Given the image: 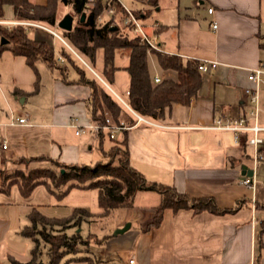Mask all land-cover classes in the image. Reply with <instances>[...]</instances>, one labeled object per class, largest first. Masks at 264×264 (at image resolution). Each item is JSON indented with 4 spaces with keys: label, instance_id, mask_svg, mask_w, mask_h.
Returning a JSON list of instances; mask_svg holds the SVG:
<instances>
[{
    "label": "crops",
    "instance_id": "obj_1",
    "mask_svg": "<svg viewBox=\"0 0 264 264\" xmlns=\"http://www.w3.org/2000/svg\"><path fill=\"white\" fill-rule=\"evenodd\" d=\"M123 2L139 14L149 32L157 34L165 52L179 55L184 62L195 59L216 65L201 71L200 87L188 104H173L164 118L155 120L168 127L141 122L127 130L116 131L114 137L126 138L129 164L147 180L173 186L188 197H212L221 209L234 206L236 209L215 214L207 210L165 208L160 223L154 226L151 222L160 195L155 191H137L132 207L115 209L121 217L113 227L129 222V228L118 234L102 232L105 238L101 248L99 251L90 249L89 261L68 264H128L130 258L135 264H264V230L260 231L264 218V165L259 164L253 171V147L246 142L251 132L236 140L232 131L206 128L217 116L248 112L244 89L253 87V82L248 80L247 74L264 62V0ZM208 8L212 11L208 12ZM153 15L159 19L147 21ZM14 19L18 17L4 18ZM155 21L158 27L153 28ZM30 28L34 27L27 30L35 39L48 43L50 39L57 40L60 47L54 51L55 61L58 55H62L64 61L57 62L54 68L41 61L52 76L49 95L44 101L39 100L38 109L29 113L18 106L12 107L18 113H25L28 123L0 127V142L6 141L5 149L0 146V166L22 167L19 159L41 156L66 164H81L87 147L92 145L83 134L76 135L68 123L72 117H77L81 123L92 121L94 88L98 91L102 83L112 93L126 99L129 86L126 65L114 64L116 70L107 83L102 77L101 48L96 49L93 64L89 65L49 31ZM52 29L62 37L60 30ZM65 48L89 72L77 63L67 62L60 52ZM116 51L129 56L126 48ZM24 62L29 66L25 58ZM148 67L152 78L155 75L176 77L173 71L161 70L153 54H148ZM29 68L34 72L32 83H35V71ZM119 70L127 73L123 93L116 89L115 75ZM15 88L10 94L23 104L27 101V91ZM31 93L40 96L39 85ZM6 103L8 100H4V107L0 108L2 120L7 117ZM259 107L258 123L264 126V86L259 91ZM129 111L120 115L121 121L127 124L135 121ZM259 135L264 147V130ZM96 139L98 141V137ZM41 162H30V167L39 166ZM244 176L253 177L254 188L242 183ZM65 195L51 194L42 185L36 186L28 197L22 196L15 185L8 194L0 193V264H11V257L22 262L28 260L32 241L20 234L21 228L28 224L27 213L33 206L47 217L68 216L72 208L62 203ZM26 253L29 255L23 256L24 259L18 258Z\"/></svg>",
    "mask_w": 264,
    "mask_h": 264
},
{
    "label": "trees",
    "instance_id": "obj_2",
    "mask_svg": "<svg viewBox=\"0 0 264 264\" xmlns=\"http://www.w3.org/2000/svg\"><path fill=\"white\" fill-rule=\"evenodd\" d=\"M85 1L45 0L44 4H38L33 0H0V19H3V6L10 5L13 14L19 19L42 23L60 30L62 37L91 62L94 60L96 49L101 48L102 74L107 83L116 70L114 66L116 50L128 49V64L125 69L129 74V86L124 100L133 111L151 120L164 118L173 104L186 105L196 96L202 77L201 71L197 68L198 60L190 59L184 62L177 54L167 53L163 49H149L146 44L138 41L127 26L121 24V7L116 6L114 15L99 21L97 15L103 10V3L96 1L89 8H85ZM59 4L71 5L72 13H63L62 9L58 8ZM82 13L85 14L83 20H81ZM66 14L72 17V26L69 30L58 26V22ZM136 15L139 16L138 13ZM114 26L116 28H113ZM27 29L28 27L23 25L6 27L0 23V52L7 49L13 55L25 58L26 63L35 71L34 89H36L39 81L36 62L43 61L50 68H54L57 62L52 44L31 37ZM2 38L6 42L1 43ZM65 49L60 52L67 62L75 64V59ZM148 54L155 56L161 70L173 71L176 77H163L158 82H154L149 72ZM92 87L94 88V85ZM95 89L91 108L92 120L103 122L108 114L115 123H120L121 113L129 109L103 83L101 89L98 91ZM105 137H108L111 144L103 150L102 143ZM98 144L106 158L104 161H97L94 164H66L48 158L54 166L52 169L25 171L16 168L2 175L0 193L8 194L13 185L17 186L24 197H28L38 185L44 186L49 193L58 196H64L73 187L95 189L99 209L97 215H93L85 207H74L68 216L57 218L47 217L32 206L27 213L28 224L20 230L22 236L32 241L30 257L23 262L11 257V264H39L42 261L40 258L42 248L47 257V264H60L66 254L71 256L62 264H68L70 261H89L90 251L87 253L82 248L85 236L88 234L97 236L101 242L95 244H101L105 237L92 232L83 236L80 233V226L89 222L92 217L105 219L115 209L132 207L137 191H155L160 195L151 222L154 226L160 223L165 208L173 211L207 210L215 214L232 212L236 209V206L221 209L212 197H188L173 186L147 180L141 172L129 164L125 137L117 140L115 137H109L105 131H100ZM116 150H120V154ZM116 154H119L117 160L114 159ZM27 160L19 159L18 163H25ZM263 230L264 218L260 227V231Z\"/></svg>",
    "mask_w": 264,
    "mask_h": 264
},
{
    "label": "built area",
    "instance_id": "obj_3",
    "mask_svg": "<svg viewBox=\"0 0 264 264\" xmlns=\"http://www.w3.org/2000/svg\"><path fill=\"white\" fill-rule=\"evenodd\" d=\"M100 1L103 3V10L97 15V20L103 21L104 17H111L116 13V6L122 9V19L121 24L129 28L133 35H135L140 43H144L149 49H162L160 43L158 42V36L155 32H149L146 25L143 23L140 16L136 15L134 10L126 6L123 0H86L84 3L85 8H89L94 2ZM212 8H208V12H211ZM0 23L6 25V27H11L13 25H23L25 27H37L49 31L54 36L62 40L66 47L73 52L80 60L82 58L62 39L61 35L57 33L51 27L33 21H27L22 19L14 20H4L0 19ZM153 28L158 27V22L152 24ZM212 27L215 28L216 24L213 23ZM58 63L64 61L62 55H58L56 58ZM83 61V60H82ZM215 62H209L201 60L197 64V68L200 71H207L209 68L214 67ZM248 80L253 82V87H246L244 92L246 94L247 103L249 104L248 112L245 114H240L238 116L231 115H220L217 116L213 123L206 128L215 130H229L232 131L236 140L242 138L246 132H251V135L246 138V142L253 147V171L259 165H264V147L262 146L263 138L259 135V132L264 130V126L258 123V113H259V91L261 86H264V62H261L257 67L248 71ZM161 78L157 75L153 77L154 82H158ZM135 116V121L131 124L124 122L115 123L110 115L106 114L103 122L89 121L87 123L79 122L77 117H72L68 123L70 127L74 129L76 135L89 134L91 137L97 138L100 131H105L109 137H114L116 131L127 130L138 123H145L154 127H168L164 124L158 123L155 120H151L145 116H142L135 111H133L127 102L113 93ZM128 94V92H127ZM6 119L2 120V110L0 109V127L1 126H15L23 125L28 123L27 115L24 113H18L15 111L8 103H6ZM1 148H6V141L2 140L0 142ZM242 183L248 187H255V180L253 177L244 176ZM128 264H135V260L130 258Z\"/></svg>",
    "mask_w": 264,
    "mask_h": 264
},
{
    "label": "rangeland",
    "instance_id": "obj_4",
    "mask_svg": "<svg viewBox=\"0 0 264 264\" xmlns=\"http://www.w3.org/2000/svg\"><path fill=\"white\" fill-rule=\"evenodd\" d=\"M35 3L38 4H44L45 0H33ZM43 1V2H38ZM132 1V0H125V2ZM132 4V3H131ZM135 5V4H133ZM131 7V6H130ZM58 8H61L63 13H72V7L71 5L64 6L62 4L58 5ZM135 8V7H132ZM13 10L10 5H4L3 6V19H9L12 18ZM154 18H158L157 16L153 15L147 19V21H152ZM159 19V18H158ZM146 22V21H145ZM35 28V27H34ZM30 28V29H34ZM32 36V35H30ZM39 40V39H38ZM50 42L54 48V51H58L60 44L57 40L50 39ZM82 59L87 62L89 65H92L93 63L89 60V58L83 54H80ZM73 57V56H72ZM75 59V58H73ZM100 60V59H99ZM75 62L83 68L85 71L89 72L87 67L84 66L80 61L75 59ZM150 64L153 62L149 60ZM98 62L96 63L97 67ZM114 64L118 66H125L128 64V53H120L119 51L115 52L114 55ZM36 68L39 73V81L38 85L39 88H41V95L40 96H33V93H31L35 86L34 83H32L34 79V72L29 66H27L24 62V58L22 56L13 55L9 50L4 49L0 52V108L4 107V100H8V103L13 106H18L19 108H22L23 110L30 113V111H35L40 107L41 102L39 100L44 101L47 99V96L49 95L50 85L49 80L51 79V71L50 69L45 66L41 61L36 62ZM153 70V67H152ZM116 76V83L118 84V87L116 89L123 93L126 86V79H127V73L124 70H119L117 72ZM103 77V74H102ZM23 89V91H27V101L23 104H20L18 101H15L13 97L10 94V91H13L14 89ZM30 92V93H28ZM44 95V96H43ZM83 138L88 140L89 144H91V148L87 147V153L84 159H82L81 164H94L97 161H104L106 158L103 154V150H106L110 145V140L108 137H105L103 139V150L100 148L98 141L96 138L91 137L89 134H83ZM69 139L73 138L72 134L68 133ZM117 153L120 154V150H116ZM119 154L114 155V159L117 160V157ZM42 161L39 166L36 167H30V162H39ZM54 166L53 164L48 160L47 157H44L43 159H28L25 163H22V167H14V168H6L0 166V180H2V175L5 172L11 171L12 169H23L25 171L30 169H42V170H49L52 169ZM62 203L66 205L67 207L73 208V207H85L90 210V212L94 215H97L99 209L97 206V195L95 189H87L82 190L78 188H71L65 197L62 200ZM118 210H114L111 212V214L105 218V219H99L92 217V219L89 222L83 223L80 226V233L84 236L89 232L95 233L99 236L102 235V232H110L113 234L114 230L116 228L113 227L114 223L118 220V218L121 217L119 212H116ZM85 241H83L82 248L85 250V252H89L90 249H95V251L100 250L101 244H95L97 242H101L100 239L97 238L95 235L88 234L84 238ZM29 241V240H28ZM90 254V253H88ZM28 256L29 253H26L24 255H18V258L24 259L23 256ZM71 255L66 254L63 256L60 264H62L66 259H68ZM41 262L44 264H47V257L44 251V248H42V254L40 256ZM40 262V263H41Z\"/></svg>",
    "mask_w": 264,
    "mask_h": 264
},
{
    "label": "water",
    "instance_id": "obj_5",
    "mask_svg": "<svg viewBox=\"0 0 264 264\" xmlns=\"http://www.w3.org/2000/svg\"><path fill=\"white\" fill-rule=\"evenodd\" d=\"M84 15L85 14L82 13L81 20L84 19ZM58 26L64 30H69L72 26V17L69 14L64 15L62 19L58 22ZM113 28H116V26H114ZM4 42H6V40L2 38L1 43H4ZM129 226H130V223L126 222L123 226L116 228L113 233L114 234L123 233L129 228ZM39 264H44V263L41 262Z\"/></svg>",
    "mask_w": 264,
    "mask_h": 264
}]
</instances>
